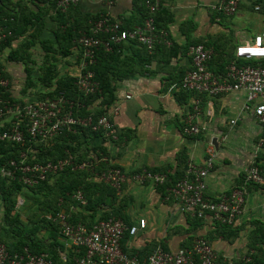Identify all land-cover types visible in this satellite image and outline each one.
Returning <instances> with one entry per match:
<instances>
[{"label":"crops","instance_id":"0c3cea01","mask_svg":"<svg viewBox=\"0 0 264 264\" xmlns=\"http://www.w3.org/2000/svg\"><path fill=\"white\" fill-rule=\"evenodd\" d=\"M111 1L106 5L102 0H79L59 15L55 0H0V13L18 17L12 22L29 27L12 42V48L24 39H32L29 34L33 24L40 25L26 61L6 59L7 50L0 53V66L7 75L13 103L49 98L43 94L54 89L58 78L78 74L80 56L73 37L89 27L95 16L104 13L132 28L148 14L143 0ZM216 3L217 0H160L154 18L166 30L170 44L159 45L143 63L141 45L126 42L122 60L110 65L117 74L112 82L116 99L107 111L116 136L85 129L73 142L78 155H99L92 176L96 181L102 180L99 173L111 166L119 167L127 178L114 196H104V202L94 210L87 209L85 203H68L61 211L87 225L110 215L129 225L143 218L145 228L134 235L125 233L121 241L124 251L142 260L156 246L175 251L204 237L214 250L211 264H264V185L244 181V169L249 164L264 168V125L250 109H244L246 95L242 90L210 96L180 87L190 68L189 45L220 42L234 52L238 44L264 31V4L256 12L248 0H243L233 15L226 16L214 8ZM67 27L72 38L69 32L64 35ZM69 43L72 45L68 52L60 54V47ZM48 66L54 72L51 85L43 84L41 79L43 68ZM99 100L88 105L92 112L99 108ZM190 114L191 123L204 127L198 134L184 131ZM13 115L1 118L0 123L11 121ZM231 119L235 120L233 124ZM210 142L215 158L205 178L206 196L218 200L235 187L244 188V209L230 228L217 224L209 213L194 218L182 211L176 199L165 198L166 184L131 178L132 173L145 169L164 173L166 183L177 179L187 163L204 165ZM59 239L63 243L62 259L71 257L73 248L63 237Z\"/></svg>","mask_w":264,"mask_h":264},{"label":"built area","instance_id":"2783aa9c","mask_svg":"<svg viewBox=\"0 0 264 264\" xmlns=\"http://www.w3.org/2000/svg\"><path fill=\"white\" fill-rule=\"evenodd\" d=\"M79 0H56V6L64 11L68 6L77 4ZM243 0H217L214 8L226 16L233 15L239 3ZM252 9L259 12L264 0H248ZM106 5L111 0H102ZM147 9V16L142 23L132 28H125L118 20L110 18L107 14L100 13L90 23V33H82L77 39L81 50L79 72L76 77V85L85 94L93 93L98 89V83L94 80V72L90 68L94 63V56L99 48L111 49L114 43L122 40H135L143 45L149 53H152L157 44H170L166 30L159 27L154 14L160 7V0H143ZM10 32H8L9 34ZM0 32V38L4 37ZM190 68L181 79L180 87L185 91L219 95L229 91L242 90L246 95L244 109H250L259 123L264 125V66L239 64L238 59H264V31L255 34L251 41L240 43L235 47V61L230 62L223 74H216L208 68L207 62L211 59L213 51L202 43L188 46ZM7 80L0 79V86H6ZM197 111V110H196ZM13 113L15 125L9 129L0 130V140L22 142L23 130L19 122H25V130L32 137L46 139L60 134L64 129L73 130L75 126L89 127L93 131H102L116 136L111 120V113H105L93 117L92 115L78 116L72 113L71 103L65 108L63 98H46L35 102L17 105H0V119ZM193 114L188 117L184 131L190 134L200 133L204 127L191 123ZM235 122L230 120V124ZM25 154H21L20 165L14 160L10 161L12 171L0 168V173L12 175L16 169L20 171L19 180L28 186L37 184L50 173H58L65 167L92 168L89 161L76 163L72 156H67L56 161L45 163H25ZM215 158L213 144L207 148V156L203 166L187 163L183 175L172 184L166 186V199L170 196L177 200L182 211L191 216L202 217L209 213L215 222L232 225L244 209V188L235 187L228 195L218 200H210L206 196V175L212 167ZM244 181L264 185V168L254 163L244 169ZM100 178L116 188L120 189L126 180L127 174L119 167H110L100 174ZM135 181L145 180L155 185L165 184L167 177L164 173L142 170L131 174ZM75 198L84 204L86 201L81 192L75 193ZM46 217L58 224L60 235L69 243L76 253L75 261L78 264H211L215 258L214 250L207 239L198 237L190 247H180L175 251H167L156 246L146 256L140 259L137 254H128L122 249L121 241L125 233L134 235L138 229H144L146 222L139 218L136 223L128 225L118 217L99 219L91 225L73 223L69 215L59 210ZM0 264H54L46 253H33L27 247L20 252H10L0 243Z\"/></svg>","mask_w":264,"mask_h":264},{"label":"trees","instance_id":"16d2710c","mask_svg":"<svg viewBox=\"0 0 264 264\" xmlns=\"http://www.w3.org/2000/svg\"><path fill=\"white\" fill-rule=\"evenodd\" d=\"M57 10L59 9L57 8ZM62 12L63 11H60L58 14L61 15ZM97 16H95V18ZM13 18L19 19L10 14L0 13V32L5 34L4 37L0 38V53L7 50L6 59L26 61L30 58L28 48L31 46L33 39L37 37L40 31V25L36 26L33 24L35 27L29 34L32 39H24L17 47L12 48V42L29 29L28 26L19 25L18 22L13 23ZM95 18L91 19L90 22ZM38 20H40L39 17ZM90 22L89 27L82 29V32L79 31L75 37L72 36L68 27L64 29V35L69 32L71 38H74L73 44L79 49L80 59L81 50L77 44V39L82 33H90ZM8 32L10 33L8 34ZM126 42L141 45L135 40H122L118 43H114L109 50L101 47L96 51L94 63L90 67L94 72L93 78L98 83V89L95 92L85 94L78 89L76 77H63L62 79L58 78L55 82L56 86L54 89L44 93L43 96H48L51 99L63 98L65 101V108H68L69 103H71V109L74 115H92L93 117H97L105 113L114 104L116 99L115 88L112 82L117 74L111 69L110 65L114 61L122 60L121 54L123 52V44ZM70 45L72 44L69 43L66 46L61 45L63 49L60 47L59 53L62 55L66 54L68 52V46ZM159 45L164 44H157L154 50H156ZM205 46L212 48L213 54L211 59L207 62V65L208 68L216 74H223L226 66L230 62L236 60L234 52L230 49L227 50L223 43L219 42L218 44L215 42ZM141 47L144 51L145 59L143 63H145L149 60L152 53H149L143 45H141ZM236 61L239 64L264 66V59H260L256 62L251 59H238ZM102 62L108 65L102 66ZM1 78L7 80V75L4 74L0 66V79ZM53 78L54 72L52 68L50 66L43 68V76L41 77L43 84L51 85ZM96 99H100L99 108L92 112L88 105ZM13 102H15V100L10 96L8 84L6 86H0V105H11ZM23 104V102H20L19 105L21 106ZM15 119V117H12L11 121H7L4 124L0 123V130L9 129L14 126ZM18 125L23 130L24 139L22 142H11L5 139L0 140V168L12 171L13 167L10 165V161L14 160L17 165H20L22 153L26 155L24 160L25 163H45L47 161H56L70 155L74 158L76 163H81V161L86 160L92 162L93 167L72 168L67 166L58 173L48 174L45 179L32 186L25 185L19 180L20 171L18 169L13 173V177L7 173L3 175L0 173V243L4 244L10 252H20L24 247H27L33 253H46L54 264H71L72 261L78 264L75 261L76 253L73 252L71 257L62 259L60 252L63 250V243L59 239V236H62L59 233L58 224L48 219L46 215L54 214L56 211L66 208L68 203H78L80 205V202L75 198V193L78 190L86 201L84 206L90 210H94L100 206L104 202V196H114L117 190L116 188L114 189V187L103 180L96 181L92 178L95 173L94 165L99 161V155L95 156L88 154L84 157L75 152L73 142L79 133L85 129L91 132L95 131L91 130L89 127L75 126L73 130L64 129L60 134L54 137L41 139L27 134L24 121H20ZM100 174L101 173H99L98 176H100ZM182 175L183 173L180 177ZM177 179H172L165 184H172ZM19 199L21 200L20 203L18 202ZM110 217L115 216L110 215ZM192 217L201 218L196 215ZM69 219L73 223L79 222L70 216ZM216 223L223 225L225 228H230L228 226H231L220 222ZM263 237L264 236H261V239H264ZM246 264H251V262L248 261Z\"/></svg>","mask_w":264,"mask_h":264},{"label":"rangeland","instance_id":"374dc122","mask_svg":"<svg viewBox=\"0 0 264 264\" xmlns=\"http://www.w3.org/2000/svg\"><path fill=\"white\" fill-rule=\"evenodd\" d=\"M0 215H1V202H0Z\"/></svg>","mask_w":264,"mask_h":264}]
</instances>
